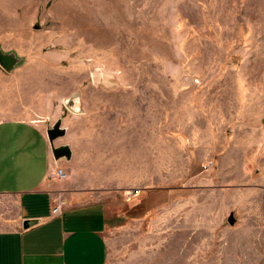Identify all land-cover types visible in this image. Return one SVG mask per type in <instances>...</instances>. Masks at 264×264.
<instances>
[{"label":"rangeland","instance_id":"374dc122","mask_svg":"<svg viewBox=\"0 0 264 264\" xmlns=\"http://www.w3.org/2000/svg\"><path fill=\"white\" fill-rule=\"evenodd\" d=\"M0 46L36 119L77 97L89 140L126 107L165 134L115 199L105 264H264V0H0Z\"/></svg>","mask_w":264,"mask_h":264},{"label":"crops","instance_id":"0c3cea01","mask_svg":"<svg viewBox=\"0 0 264 264\" xmlns=\"http://www.w3.org/2000/svg\"><path fill=\"white\" fill-rule=\"evenodd\" d=\"M13 78L0 77V264H105L104 232L117 216L115 199L118 194L128 199L140 190L135 188L134 166L151 156L165 157V152L147 151L150 143H164L165 134L135 125L134 110L126 107L116 110L129 116H116L117 131L110 137L94 121L99 132L92 142L84 136L88 120L83 109L70 119L60 116L67 132L55 144H68L72 157L56 163L46 135L51 118L23 112L26 106L16 96ZM54 166L63 168L67 178L49 180ZM160 175L151 178L147 171L140 182H164L165 174ZM59 203L61 212L54 214ZM28 220L38 223L25 229Z\"/></svg>","mask_w":264,"mask_h":264},{"label":"water","instance_id":"95a60500","mask_svg":"<svg viewBox=\"0 0 264 264\" xmlns=\"http://www.w3.org/2000/svg\"><path fill=\"white\" fill-rule=\"evenodd\" d=\"M22 62V58H20L14 51H5L0 46V66L7 72H12L15 67L20 65ZM100 71L97 70V74ZM96 75V74H94ZM94 81L97 82V84L101 86H119L120 84L117 81V78H100ZM79 100L77 97L74 98H67L64 101V105L69 108L71 111L75 113L81 112L80 103L77 101ZM67 129L65 127H62V117H59L56 119L53 123L48 124V127L46 129V135L48 138V141L51 146L52 156L56 163H58L61 160L70 161L72 157V150L68 144H61L56 145L55 142L63 138L66 135ZM228 222L230 225L234 224V219L232 215H230ZM38 223V221L35 220H28L24 223V228H28L34 224Z\"/></svg>","mask_w":264,"mask_h":264},{"label":"built area","instance_id":"2783aa9c","mask_svg":"<svg viewBox=\"0 0 264 264\" xmlns=\"http://www.w3.org/2000/svg\"><path fill=\"white\" fill-rule=\"evenodd\" d=\"M211 165H212V163L208 162L206 165H204V169L210 168ZM47 178L49 180H58V181L59 180H64V179L67 178V173H66V171L63 168L54 166V167H50L49 168V171L47 173ZM137 192L138 191H136V190L134 191V193H137ZM61 207H62V203L57 204L53 208L52 212L54 214H59L61 212Z\"/></svg>","mask_w":264,"mask_h":264}]
</instances>
